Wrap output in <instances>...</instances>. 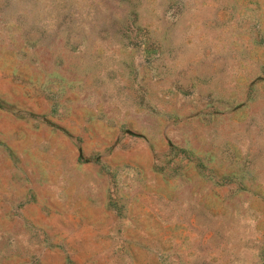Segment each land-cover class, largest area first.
<instances>
[{"label":"rangeland","instance_id":"obj_1","mask_svg":"<svg viewBox=\"0 0 264 264\" xmlns=\"http://www.w3.org/2000/svg\"><path fill=\"white\" fill-rule=\"evenodd\" d=\"M0 264H264V0H0Z\"/></svg>","mask_w":264,"mask_h":264}]
</instances>
